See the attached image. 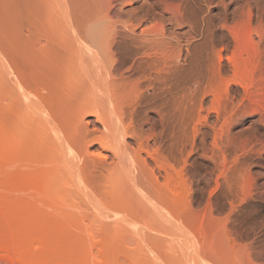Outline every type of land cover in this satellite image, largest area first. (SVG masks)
<instances>
[{"label": "bare ground", "instance_id": "6f19581e", "mask_svg": "<svg viewBox=\"0 0 264 264\" xmlns=\"http://www.w3.org/2000/svg\"><path fill=\"white\" fill-rule=\"evenodd\" d=\"M263 161L264 0H0V264L241 260Z\"/></svg>", "mask_w": 264, "mask_h": 264}, {"label": "rangeland", "instance_id": "374dc122", "mask_svg": "<svg viewBox=\"0 0 264 264\" xmlns=\"http://www.w3.org/2000/svg\"><path fill=\"white\" fill-rule=\"evenodd\" d=\"M208 140L210 141V138ZM209 141L207 142L209 143ZM263 162H261V166L264 165ZM263 174L264 173H262V175ZM259 184L260 183H258L257 186H259ZM251 190L254 195L253 199L244 203L245 205H242V208H238L235 213V219L236 222L239 221L237 222L239 226L242 225V231L249 235L251 232V234H253V231H256V234L261 233L260 235L264 237V200H261L259 196L256 197L257 192L255 188H252ZM199 216L200 213L195 216V222H197ZM95 239L96 241L97 239L100 240L99 237ZM245 244L246 242L243 241L240 245L244 246ZM104 245H109V248L112 249L109 253L108 264H207L201 253L200 255L195 254V243H192L191 248L189 247V250H186L177 248L173 242H147L145 249L141 250L139 253L141 258L138 261H134L131 258L129 250H127L119 241L109 242L108 245L105 243ZM255 250V254L247 255L244 252L241 260H236L235 262L233 261V263L230 262L228 264H264V238L259 239V242H256ZM93 251L95 253L98 251L97 243H95Z\"/></svg>", "mask_w": 264, "mask_h": 264}]
</instances>
